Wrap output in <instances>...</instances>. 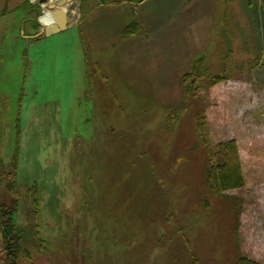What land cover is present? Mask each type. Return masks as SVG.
Segmentation results:
<instances>
[{"label":"rangeland","instance_id":"rangeland-1","mask_svg":"<svg viewBox=\"0 0 264 264\" xmlns=\"http://www.w3.org/2000/svg\"><path fill=\"white\" fill-rule=\"evenodd\" d=\"M56 1L0 0V204L16 210V264H237L240 206L207 184V104L183 76L203 58L210 75L264 84L260 1L74 0L66 30L33 38Z\"/></svg>","mask_w":264,"mask_h":264},{"label":"trees","instance_id":"trees-1","mask_svg":"<svg viewBox=\"0 0 264 264\" xmlns=\"http://www.w3.org/2000/svg\"><path fill=\"white\" fill-rule=\"evenodd\" d=\"M144 0H97L106 7ZM263 20L264 0H259ZM128 27L137 29L136 22ZM130 32V31H129ZM184 84L207 104L195 123L208 155L207 184L214 193L237 200V264H264V122L254 114L264 111V84L241 77L210 75L197 59ZM13 207L0 204V231L10 264L17 263L19 238L14 231Z\"/></svg>","mask_w":264,"mask_h":264},{"label":"water","instance_id":"water-1","mask_svg":"<svg viewBox=\"0 0 264 264\" xmlns=\"http://www.w3.org/2000/svg\"><path fill=\"white\" fill-rule=\"evenodd\" d=\"M74 0H57L55 3L48 4V10L51 11V17L53 19V23L49 26H45L41 29V31L32 36L33 38L39 36L49 37L56 33L62 32L68 27V19L67 12L65 10L66 6L73 2Z\"/></svg>","mask_w":264,"mask_h":264},{"label":"bare ground","instance_id":"bare-ground-1","mask_svg":"<svg viewBox=\"0 0 264 264\" xmlns=\"http://www.w3.org/2000/svg\"><path fill=\"white\" fill-rule=\"evenodd\" d=\"M53 1V0H51ZM39 21L42 23V25L45 27V26H49L53 23V19L51 17V11L50 10H45L43 12V14H41L39 16Z\"/></svg>","mask_w":264,"mask_h":264},{"label":"crops","instance_id":"crops-1","mask_svg":"<svg viewBox=\"0 0 264 264\" xmlns=\"http://www.w3.org/2000/svg\"><path fill=\"white\" fill-rule=\"evenodd\" d=\"M145 1H147V0H144V1L141 3V5H142L143 3H145ZM128 5H130V4H128ZM125 6H127V5H125ZM99 7H103V6H99Z\"/></svg>","mask_w":264,"mask_h":264}]
</instances>
